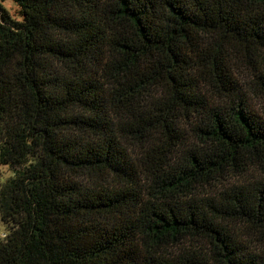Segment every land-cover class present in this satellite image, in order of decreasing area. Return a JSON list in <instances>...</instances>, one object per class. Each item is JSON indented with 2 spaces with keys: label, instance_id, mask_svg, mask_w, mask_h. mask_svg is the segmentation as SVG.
Returning a JSON list of instances; mask_svg holds the SVG:
<instances>
[{
  "label": "trees",
  "instance_id": "obj_1",
  "mask_svg": "<svg viewBox=\"0 0 264 264\" xmlns=\"http://www.w3.org/2000/svg\"><path fill=\"white\" fill-rule=\"evenodd\" d=\"M0 0V264H264V0Z\"/></svg>",
  "mask_w": 264,
  "mask_h": 264
},
{
  "label": "rangeland",
  "instance_id": "obj_2",
  "mask_svg": "<svg viewBox=\"0 0 264 264\" xmlns=\"http://www.w3.org/2000/svg\"><path fill=\"white\" fill-rule=\"evenodd\" d=\"M2 6L12 15V17L19 18V16L15 15L16 8H18L17 4L13 2L12 0H4L2 3ZM10 171L7 169L6 166H0V180L5 179V177H8L10 175ZM4 231V225L0 221V234Z\"/></svg>",
  "mask_w": 264,
  "mask_h": 264
}]
</instances>
